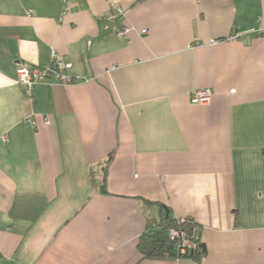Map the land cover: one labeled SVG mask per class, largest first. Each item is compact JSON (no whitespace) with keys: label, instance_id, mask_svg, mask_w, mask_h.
Masks as SVG:
<instances>
[{"label":"crops","instance_id":"crops-1","mask_svg":"<svg viewBox=\"0 0 264 264\" xmlns=\"http://www.w3.org/2000/svg\"><path fill=\"white\" fill-rule=\"evenodd\" d=\"M117 4L0 0V264H264V0ZM52 51L72 82L27 96ZM153 202L200 263L140 257Z\"/></svg>","mask_w":264,"mask_h":264},{"label":"trees","instance_id":"trees-1","mask_svg":"<svg viewBox=\"0 0 264 264\" xmlns=\"http://www.w3.org/2000/svg\"><path fill=\"white\" fill-rule=\"evenodd\" d=\"M102 183L100 190L105 192V176ZM149 204L156 206L157 213L147 218L145 229L138 237L137 251L140 257L143 259L188 258L200 263L206 255V247L198 237V226L194 220L190 217L176 218L170 207L165 204L156 202ZM170 230L182 233L184 238L193 243V247L181 253L182 237L178 234L171 238Z\"/></svg>","mask_w":264,"mask_h":264},{"label":"built area","instance_id":"built-area-1","mask_svg":"<svg viewBox=\"0 0 264 264\" xmlns=\"http://www.w3.org/2000/svg\"><path fill=\"white\" fill-rule=\"evenodd\" d=\"M111 10L104 15V18L114 20L123 16L122 8L117 4L118 0H109ZM129 28L123 29L121 32L126 33ZM72 63L64 59L60 54L52 51L50 54V61L47 66H32L28 67L20 65L17 69L16 83L20 85L24 93L30 96L31 90L35 84L40 82H56L63 86L72 82L70 69ZM211 99V91L209 89H198L192 92L190 101L195 104L206 105ZM44 123L48 124V117H44ZM178 234L182 237L180 252H185L186 249L193 247V243L189 242L182 233L170 230L171 238Z\"/></svg>","mask_w":264,"mask_h":264}]
</instances>
